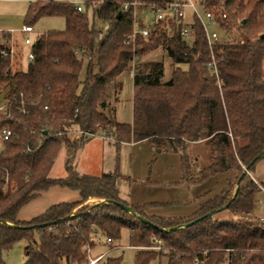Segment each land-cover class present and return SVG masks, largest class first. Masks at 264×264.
Listing matches in <instances>:
<instances>
[{
	"label": "trees",
	"instance_id": "trees-1",
	"mask_svg": "<svg viewBox=\"0 0 264 264\" xmlns=\"http://www.w3.org/2000/svg\"><path fill=\"white\" fill-rule=\"evenodd\" d=\"M28 1L25 26L34 28L45 17L63 18L66 26L38 35L30 63L11 68L0 59V93L23 94L29 110L7 123L17 136L0 155V250L24 241L23 264H85L87 249L101 238L113 244L127 229L135 264L157 258L167 264H264V221L249 216L263 184L243 177L264 159V0H201L224 31L238 33L212 47L197 19L193 41L182 38V20L154 21L147 37L132 38V13L122 12L123 3H140L141 13L171 0H83L81 12L70 1ZM161 47L175 66L170 81L162 83V64L148 71L137 66L132 123H118L104 98L108 86ZM213 60L216 68L209 66ZM183 64L187 70L177 67ZM97 136L117 145L169 144L182 159L181 180L173 185L215 179L224 188L190 217L150 216L152 208L174 205H129L117 190V171L80 175L72 166L77 150ZM204 140L211 143V162L198 170L185 148ZM63 146L67 175L53 179ZM54 186L76 190L80 199L54 205L30 222L18 220L27 204ZM90 199L98 201L86 204ZM121 262L109 257L105 264Z\"/></svg>",
	"mask_w": 264,
	"mask_h": 264
},
{
	"label": "rangeland",
	"instance_id": "rangeland-1",
	"mask_svg": "<svg viewBox=\"0 0 264 264\" xmlns=\"http://www.w3.org/2000/svg\"><path fill=\"white\" fill-rule=\"evenodd\" d=\"M70 1L84 5L83 0H54ZM196 3V9L202 18L205 10L201 0H192ZM29 1L27 0H0V31L21 30L26 25ZM89 18L92 12H88ZM140 18L145 25H151L155 21L152 11L140 13ZM192 11H188L186 21L192 22ZM66 23L60 17H45L34 24L36 35L48 31H62ZM211 32L219 35L218 41L225 43L231 35L237 37L235 30L231 35L219 25L209 27ZM25 51H27L25 49ZM87 61V60H86ZM162 64L164 76L162 83L170 81L175 68L165 48H159L151 52L140 61L132 63V69L120 75L117 82L107 88L105 100L114 109L118 123L130 124L133 120V75L137 66L143 65L145 70H150L153 65ZM177 67L187 70L188 66ZM86 77V64L82 71L81 79ZM80 135L74 133L71 137ZM185 153L189 159L197 164L198 170L206 169L211 162V143L209 140L187 144ZM68 153L63 146L58 154L50 173L53 179L66 177V161ZM72 166L80 175L101 176L104 173L117 171V190L121 199L129 205L144 203H170L174 206L152 208L148 213L162 218H187L195 214L203 202L219 194L224 186L216 185L213 179L200 186H176L182 177V159L180 153L171 150L169 144L156 148L149 141L137 143L128 142L117 145L113 139L97 136L80 147L73 160ZM249 176L263 184V189L255 196L254 209L250 217H264V159L259 161ZM80 194L76 190L61 186L51 187L39 197L27 204L19 213L18 220L30 222L43 214L50 207L60 203L76 202ZM97 199H90L86 204L97 203ZM180 204V205H178ZM184 205V206H182ZM105 240L101 238L92 255L107 251ZM113 250L110 257H122L121 264H135L137 250L130 247V232L124 229L118 241L112 244ZM25 260V242H17L9 251L0 250V264H23ZM150 264H167L166 258H157Z\"/></svg>",
	"mask_w": 264,
	"mask_h": 264
},
{
	"label": "built area",
	"instance_id": "built-area-1",
	"mask_svg": "<svg viewBox=\"0 0 264 264\" xmlns=\"http://www.w3.org/2000/svg\"><path fill=\"white\" fill-rule=\"evenodd\" d=\"M74 4L76 9L81 12L82 5L80 3ZM140 5L138 2L122 4V12L132 13L134 27L133 39L138 35L144 37L149 35L148 25H145L140 18V12L138 10ZM150 11L154 13L155 21L157 22L172 20L184 21L185 25L182 27L180 34L187 41H193L195 38L194 19H197L202 25L210 47L219 39V35L216 32L209 30L210 26L218 25L216 16L210 12H205V17L202 18L196 9V3L192 0H171L164 7L150 8ZM188 11H192L193 20L191 23L186 21ZM222 18L228 19V15L223 14ZM37 37L38 35L35 34L34 28L30 26H25L19 31H0V59L8 60L11 68L17 67L19 64L24 66L32 62L34 60L33 47ZM215 65L214 60L209 64L213 68H216ZM8 71L7 69L5 74ZM28 114L29 110L23 94L20 97L10 95L8 89L0 93V155L6 151V143L17 136L7 123L16 122L19 115L26 116ZM261 221H264V218H261ZM104 245L105 247L107 246V251L99 253L96 256L92 255L93 249H87V262L85 264H105L111 252L116 250V248L112 247V241L110 239H105Z\"/></svg>",
	"mask_w": 264,
	"mask_h": 264
},
{
	"label": "water",
	"instance_id": "water-1",
	"mask_svg": "<svg viewBox=\"0 0 264 264\" xmlns=\"http://www.w3.org/2000/svg\"><path fill=\"white\" fill-rule=\"evenodd\" d=\"M246 174L249 175L248 169H245L243 177H244ZM237 192H238V189H237V191H236V193H235V196L237 195ZM196 222H197V221L193 222L192 224H195Z\"/></svg>",
	"mask_w": 264,
	"mask_h": 264
},
{
	"label": "crops",
	"instance_id": "crops-1",
	"mask_svg": "<svg viewBox=\"0 0 264 264\" xmlns=\"http://www.w3.org/2000/svg\"><path fill=\"white\" fill-rule=\"evenodd\" d=\"M26 1H27V0H26ZM53 1H54V0H53ZM34 31H35V30H34ZM254 217H255V216H254ZM261 218H264V217H260V219H261Z\"/></svg>",
	"mask_w": 264,
	"mask_h": 264
}]
</instances>
